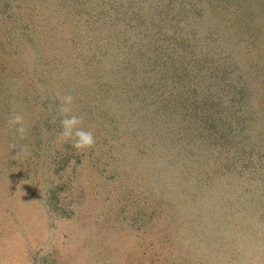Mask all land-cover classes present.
Masks as SVG:
<instances>
[{
    "label": "rangeland",
    "instance_id": "374dc122",
    "mask_svg": "<svg viewBox=\"0 0 264 264\" xmlns=\"http://www.w3.org/2000/svg\"><path fill=\"white\" fill-rule=\"evenodd\" d=\"M0 264H264V0H0Z\"/></svg>",
    "mask_w": 264,
    "mask_h": 264
},
{
    "label": "clouds",
    "instance_id": "9594fccd",
    "mask_svg": "<svg viewBox=\"0 0 264 264\" xmlns=\"http://www.w3.org/2000/svg\"><path fill=\"white\" fill-rule=\"evenodd\" d=\"M72 103L73 97L71 95H64L61 98V112H70ZM60 124L62 130L59 138L62 142L71 140L72 147L78 151L86 150L93 146V134L91 131H86L80 127V125L82 124V120L80 117L75 115H67L65 118L61 119ZM9 125L15 127V131L18 136H20V138H23L25 134V127L22 115H13L11 120L9 121ZM13 148H15V146H13ZM21 151L23 152V149ZM20 154L21 152H17L16 156H19ZM24 155L27 156V152H24ZM21 193L23 194L22 191Z\"/></svg>",
    "mask_w": 264,
    "mask_h": 264
}]
</instances>
